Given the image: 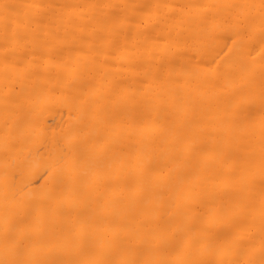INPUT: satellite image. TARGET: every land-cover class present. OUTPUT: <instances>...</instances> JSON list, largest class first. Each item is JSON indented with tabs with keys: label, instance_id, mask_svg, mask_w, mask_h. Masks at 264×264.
I'll return each instance as SVG.
<instances>
[{
	"label": "bare ground",
	"instance_id": "obj_1",
	"mask_svg": "<svg viewBox=\"0 0 264 264\" xmlns=\"http://www.w3.org/2000/svg\"><path fill=\"white\" fill-rule=\"evenodd\" d=\"M0 264H264V0H0Z\"/></svg>",
	"mask_w": 264,
	"mask_h": 264
}]
</instances>
